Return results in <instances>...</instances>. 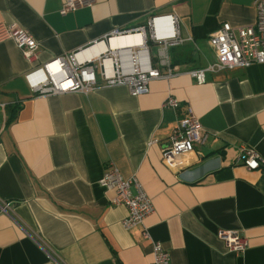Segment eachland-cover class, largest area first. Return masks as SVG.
<instances>
[{"label": "crops", "instance_id": "0c3cea01", "mask_svg": "<svg viewBox=\"0 0 264 264\" xmlns=\"http://www.w3.org/2000/svg\"><path fill=\"white\" fill-rule=\"evenodd\" d=\"M61 4L0 0V24L40 45L28 62L13 41L0 42V264H151L150 242L122 227L127 210L99 184L108 162L151 200L144 225L170 264H264V166L236 162L242 148L264 161V65L206 72L202 85L188 74L214 63L207 40L220 25L254 24V0H95L64 16ZM157 15L175 16L192 43L169 50L178 72L148 93L98 79L88 94L38 96L26 84L31 69ZM169 97L177 109L163 106ZM189 111L207 141L176 158L167 140ZM219 231H237L245 251L229 252Z\"/></svg>", "mask_w": 264, "mask_h": 264}, {"label": "built area", "instance_id": "2783aa9c", "mask_svg": "<svg viewBox=\"0 0 264 264\" xmlns=\"http://www.w3.org/2000/svg\"><path fill=\"white\" fill-rule=\"evenodd\" d=\"M94 4L95 0H62L59 15L64 16L79 8H91ZM254 7L253 25L232 28L223 23L209 36L207 43L215 53L214 63L188 72L197 85L205 82L206 72L264 65V0H254ZM129 34H138L141 45L110 49L109 41L112 37ZM5 40L13 41L28 62L37 59L40 45L28 31L13 25L0 24V42ZM185 42L192 43V39L180 37L178 19L175 16H152L145 26L127 31L115 30L86 49L55 58L31 69L25 75V81L29 89L38 96L67 92L88 94L96 89L98 79L107 87L124 86L131 96H139L148 93L151 81L168 80L178 72L172 67L168 52ZM96 44H104L105 51L78 59V55ZM153 47L156 48V54L151 56L150 48ZM163 106L177 109L179 102L169 97ZM4 107V104H0V110ZM207 137L198 119L189 111L176 123L168 137L169 153L176 158L195 154V146L204 145ZM236 162L249 171L259 170L264 166L259 154L251 148H242ZM99 184L105 190L113 191V205L127 210L126 217L121 221L122 227L127 231L139 228L141 238L150 242L151 264H170L168 253L161 243L151 238L144 225L145 220L153 214L154 207L136 176L133 174L124 179L115 166L108 162ZM7 205L1 207L2 211ZM217 238L225 244L229 252L239 254L247 247L246 240L237 231H219Z\"/></svg>", "mask_w": 264, "mask_h": 264}, {"label": "bare ground", "instance_id": "6f19581e", "mask_svg": "<svg viewBox=\"0 0 264 264\" xmlns=\"http://www.w3.org/2000/svg\"><path fill=\"white\" fill-rule=\"evenodd\" d=\"M141 45V37L138 34H129L125 36L112 37L109 41V47L112 50L126 49L130 47H136ZM106 46L104 44H96L92 48L82 52L78 55V59H84L91 55H97L100 52L105 51ZM110 64V61H109Z\"/></svg>", "mask_w": 264, "mask_h": 264}, {"label": "trees", "instance_id": "16d2710c", "mask_svg": "<svg viewBox=\"0 0 264 264\" xmlns=\"http://www.w3.org/2000/svg\"><path fill=\"white\" fill-rule=\"evenodd\" d=\"M171 65H172V64H171ZM172 66H174V65H172ZM11 108H12V112H13V113L11 114V117L9 118V120L12 119V118L14 117V114H15V112H16V108H17V107H16V106H13V107H11ZM9 120H8V121H9Z\"/></svg>", "mask_w": 264, "mask_h": 264}, {"label": "rangeland", "instance_id": "374dc122", "mask_svg": "<svg viewBox=\"0 0 264 264\" xmlns=\"http://www.w3.org/2000/svg\"><path fill=\"white\" fill-rule=\"evenodd\" d=\"M150 53H151V56L153 55H155L156 54V48H150Z\"/></svg>", "mask_w": 264, "mask_h": 264}]
</instances>
